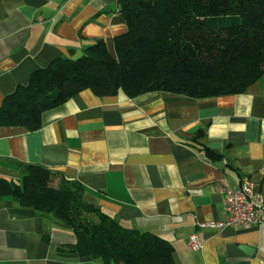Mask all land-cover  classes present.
<instances>
[{"label": "crops", "instance_id": "1", "mask_svg": "<svg viewBox=\"0 0 264 264\" xmlns=\"http://www.w3.org/2000/svg\"><path fill=\"white\" fill-rule=\"evenodd\" d=\"M121 0H0V107L57 60L126 33ZM222 154L213 161L193 148ZM79 182L86 204L127 229L174 247V264H264V224L202 227L226 218V195L245 180L264 195V77L245 93L195 99L84 91L45 111L41 128H0V180L22 183V167ZM203 248L193 250L191 237ZM71 229L0 193V264H104L68 250Z\"/></svg>", "mask_w": 264, "mask_h": 264}, {"label": "trees", "instance_id": "2", "mask_svg": "<svg viewBox=\"0 0 264 264\" xmlns=\"http://www.w3.org/2000/svg\"><path fill=\"white\" fill-rule=\"evenodd\" d=\"M126 33L86 48L78 60H57L37 71L0 107L1 127L41 128V116L84 91L130 99L172 93L195 99L245 93L264 77V0H121ZM191 146L213 161L222 154L201 140ZM23 180L0 193L52 215L71 229L68 250L104 264H174V247L156 235L127 229L86 204L82 185L58 171L22 167Z\"/></svg>", "mask_w": 264, "mask_h": 264}, {"label": "built area", "instance_id": "3", "mask_svg": "<svg viewBox=\"0 0 264 264\" xmlns=\"http://www.w3.org/2000/svg\"><path fill=\"white\" fill-rule=\"evenodd\" d=\"M226 195L224 201L226 218L223 222L202 227L215 228H239L264 224V195L255 189L254 184L245 180L235 190L220 189ZM191 248L200 250L203 248L196 236L191 237Z\"/></svg>", "mask_w": 264, "mask_h": 264}]
</instances>
